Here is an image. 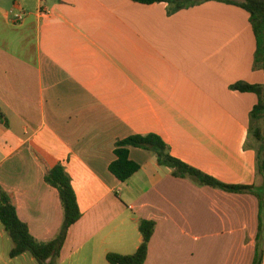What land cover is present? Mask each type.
<instances>
[{
    "label": "crops",
    "instance_id": "0c3cea01",
    "mask_svg": "<svg viewBox=\"0 0 264 264\" xmlns=\"http://www.w3.org/2000/svg\"><path fill=\"white\" fill-rule=\"evenodd\" d=\"M131 0H0V192L38 242L59 232L63 208L45 181L61 165L81 217L69 227L58 264H109L132 254L141 220L154 222L144 264H264V229L251 193H230L175 177L152 150L130 148L140 164L121 182L108 169L118 140L156 134L170 156L231 185H253L255 139L248 133L254 69L248 13L208 0L167 12ZM16 14H22L16 19ZM0 222V264L10 257Z\"/></svg>",
    "mask_w": 264,
    "mask_h": 264
},
{
    "label": "trees",
    "instance_id": "16d2710c",
    "mask_svg": "<svg viewBox=\"0 0 264 264\" xmlns=\"http://www.w3.org/2000/svg\"><path fill=\"white\" fill-rule=\"evenodd\" d=\"M141 4L167 3V12L172 14L178 10L188 8L208 0H131ZM236 5L248 13L249 23L255 37L254 69L264 72V0H216ZM230 89L239 92L254 93L257 102L249 113L248 133L256 143V173L264 179V83L250 84L238 81L230 85ZM0 123L8 126V121L0 110ZM152 150L159 164L172 168L175 177L191 176L200 185H206L230 193H251L256 195L259 204L258 236L264 229V197L257 193L253 185L225 184L214 177L172 157L168 153V146L160 136L150 133L146 135L134 134L118 140L114 147V159L108 169L116 179L123 182L140 168V164L129 157L130 148ZM45 181L55 187L63 208V220L58 234L47 242H38L29 233L27 226L16 214L6 193L0 192V222L12 241L10 257L22 253H29L39 264H58L60 250L66 239L67 231L80 217L81 211L76 202L70 178L61 165H56L45 175ZM138 229L142 240L132 254L109 252L106 260L109 264H144L148 251V243L154 231V222L141 220ZM261 249L256 245L252 264H261Z\"/></svg>",
    "mask_w": 264,
    "mask_h": 264
},
{
    "label": "built area",
    "instance_id": "2783aa9c",
    "mask_svg": "<svg viewBox=\"0 0 264 264\" xmlns=\"http://www.w3.org/2000/svg\"><path fill=\"white\" fill-rule=\"evenodd\" d=\"M21 16H22V14H16V15H15V18H16V19H20Z\"/></svg>",
    "mask_w": 264,
    "mask_h": 264
}]
</instances>
